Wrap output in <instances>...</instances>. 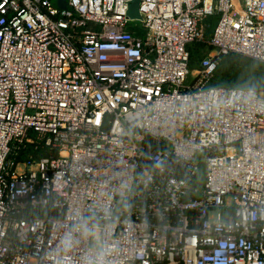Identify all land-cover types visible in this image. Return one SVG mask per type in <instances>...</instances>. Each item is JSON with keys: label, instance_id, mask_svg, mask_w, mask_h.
Segmentation results:
<instances>
[{"label": "built area", "instance_id": "1", "mask_svg": "<svg viewBox=\"0 0 264 264\" xmlns=\"http://www.w3.org/2000/svg\"><path fill=\"white\" fill-rule=\"evenodd\" d=\"M59 1L0 0V264H264V91L211 83L264 0Z\"/></svg>", "mask_w": 264, "mask_h": 264}, {"label": "trees", "instance_id": "2", "mask_svg": "<svg viewBox=\"0 0 264 264\" xmlns=\"http://www.w3.org/2000/svg\"><path fill=\"white\" fill-rule=\"evenodd\" d=\"M217 18V14H213L206 17V38L209 37L212 33ZM205 44L208 45L205 42H195L188 45V50L190 52L191 67H195L200 61L202 56L199 57L195 62H192L195 53L198 51L199 47L204 46ZM223 63L225 66V69L221 74L223 84L215 86L253 88L258 91H264V62L251 59L241 54L228 53L221 57L216 71ZM25 152L33 153L34 155L39 156L47 154L48 150L44 146L39 145L37 149H33V147H28ZM24 157V152L19 155V158Z\"/></svg>", "mask_w": 264, "mask_h": 264}, {"label": "rangeland", "instance_id": "3", "mask_svg": "<svg viewBox=\"0 0 264 264\" xmlns=\"http://www.w3.org/2000/svg\"><path fill=\"white\" fill-rule=\"evenodd\" d=\"M134 24L140 25L139 20H136L134 22ZM210 49L211 48L208 45H206V44L204 46L199 47L198 51L195 53V56H194L192 62H195L199 57L205 55L208 51H210ZM189 68H190V74H189L188 77H189V80H190L192 78L191 73H192V71H193L192 69L194 67L189 66ZM224 69H225V66H224V63H223L218 68V70L215 72V75H214L213 80L211 82L212 84H214V85H222L223 84L222 75L221 74L224 71ZM21 169H22V166L20 164L16 166V171H20Z\"/></svg>", "mask_w": 264, "mask_h": 264}, {"label": "water", "instance_id": "4", "mask_svg": "<svg viewBox=\"0 0 264 264\" xmlns=\"http://www.w3.org/2000/svg\"><path fill=\"white\" fill-rule=\"evenodd\" d=\"M138 2L139 0H131L128 3L127 14L130 19H140V15L138 13ZM62 7H67L65 0L59 1Z\"/></svg>", "mask_w": 264, "mask_h": 264}]
</instances>
